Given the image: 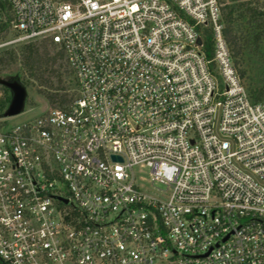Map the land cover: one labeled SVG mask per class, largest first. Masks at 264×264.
I'll return each instance as SVG.
<instances>
[{
  "label": "built area",
  "instance_id": "2783aa9c",
  "mask_svg": "<svg viewBox=\"0 0 264 264\" xmlns=\"http://www.w3.org/2000/svg\"><path fill=\"white\" fill-rule=\"evenodd\" d=\"M7 18L0 48L47 41L75 88L0 119V264H264V101L218 0H0Z\"/></svg>",
  "mask_w": 264,
  "mask_h": 264
},
{
  "label": "trees",
  "instance_id": "16d2710c",
  "mask_svg": "<svg viewBox=\"0 0 264 264\" xmlns=\"http://www.w3.org/2000/svg\"><path fill=\"white\" fill-rule=\"evenodd\" d=\"M223 34L239 67L246 48H258L264 38V0H230V4L222 7ZM10 33V20L0 23V41L7 38ZM206 43L208 55L211 57V39L207 35ZM62 53H55L47 41L29 42L21 45L19 49H12L0 54V67H10L19 63L24 69V77L28 84H34L37 92L43 96L50 107H63L71 101L70 93L63 86L59 73L58 62ZM243 76V73L241 72ZM20 83L25 84L18 78ZM254 102L264 101V86L251 91ZM11 102V93L0 86V113L5 112Z\"/></svg>",
  "mask_w": 264,
  "mask_h": 264
},
{
  "label": "rangeland",
  "instance_id": "374dc122",
  "mask_svg": "<svg viewBox=\"0 0 264 264\" xmlns=\"http://www.w3.org/2000/svg\"><path fill=\"white\" fill-rule=\"evenodd\" d=\"M222 7L230 4V0H218ZM15 33L10 32L5 40L13 39ZM40 42V41H37ZM23 44H15L8 47L0 48V54L5 51H10L14 48L19 49ZM232 56V54H231ZM233 64L240 76L241 82L244 85L247 93L251 95V91H256L257 89L264 86V38L260 42L258 48H246L243 58L239 67L235 65V60L232 57ZM59 65V63H58ZM60 69V66H59ZM243 73V76L241 75ZM61 78L63 80V86L68 91H72L75 88L73 79L69 74L59 70ZM25 72L19 63H15L10 67H0V78L7 81H12L14 79H20L24 84L27 91V101L24 111L15 117L3 118L5 112L0 113V119H7L11 125L17 126L22 123L31 121L43 113L46 109H50V106L46 99L37 92V87L34 84L29 83L28 79L24 77ZM22 84V83H21ZM23 85V84H22ZM70 93V92H69ZM71 96V95H70ZM134 175L136 176L137 183L147 192L154 190L152 186L148 183L150 180L149 170L144 168L134 169Z\"/></svg>",
  "mask_w": 264,
  "mask_h": 264
},
{
  "label": "water",
  "instance_id": "95a60500",
  "mask_svg": "<svg viewBox=\"0 0 264 264\" xmlns=\"http://www.w3.org/2000/svg\"><path fill=\"white\" fill-rule=\"evenodd\" d=\"M198 43L201 44V41ZM0 86L7 88L11 93V102L5 111L3 118H11L20 115L24 111L27 101L26 88L17 79L12 81L0 79ZM114 159L122 162L119 158Z\"/></svg>",
  "mask_w": 264,
  "mask_h": 264
},
{
  "label": "flooded vegetation",
  "instance_id": "af4514ba",
  "mask_svg": "<svg viewBox=\"0 0 264 264\" xmlns=\"http://www.w3.org/2000/svg\"><path fill=\"white\" fill-rule=\"evenodd\" d=\"M0 79H2V78H0ZM2 80H5V79H2ZM5 81H7V80H5ZM10 92V91H9Z\"/></svg>",
  "mask_w": 264,
  "mask_h": 264
}]
</instances>
